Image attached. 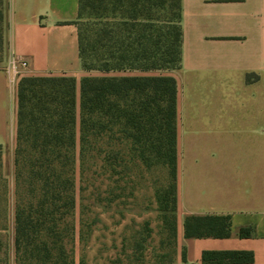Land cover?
<instances>
[{"label":"trees","instance_id":"trees-1","mask_svg":"<svg viewBox=\"0 0 264 264\" xmlns=\"http://www.w3.org/2000/svg\"><path fill=\"white\" fill-rule=\"evenodd\" d=\"M87 10L91 40L82 28ZM77 23L82 66L101 74L82 78L79 102L74 76H20L13 194L0 147V229L6 228L12 207L16 264H76L70 245L78 142L82 181L93 166L101 175L119 176L132 169L131 163L161 169L165 177L156 188L158 207L171 240L178 241V86L167 72L181 68L182 0H80ZM4 49L5 0H0V61ZM88 50L91 65L85 62ZM231 234L230 214L185 218L187 238ZM201 260L253 264L254 254L204 250Z\"/></svg>","mask_w":264,"mask_h":264},{"label":"crops","instance_id":"crops-1","mask_svg":"<svg viewBox=\"0 0 264 264\" xmlns=\"http://www.w3.org/2000/svg\"><path fill=\"white\" fill-rule=\"evenodd\" d=\"M80 0H5L0 64V147L14 144L21 75L81 81ZM181 68L176 78L177 240L186 260L204 250H249L264 264V0H182ZM13 58L27 67H8ZM132 73H141L133 71ZM189 214H230L225 238L185 236ZM244 229L246 234H241Z\"/></svg>","mask_w":264,"mask_h":264},{"label":"rangeland","instance_id":"rangeland-1","mask_svg":"<svg viewBox=\"0 0 264 264\" xmlns=\"http://www.w3.org/2000/svg\"><path fill=\"white\" fill-rule=\"evenodd\" d=\"M82 28L91 40V13L83 15ZM5 57V49L3 60ZM2 61H0V64ZM85 62L91 65V50ZM88 70L100 75L98 70ZM79 121V106H78ZM79 135V122L77 125ZM14 144L2 147L3 173L14 191ZM120 176L93 166L87 179H81L79 142L76 161L75 238L70 245L76 264H177L184 246L174 244L164 227L156 197L164 183L161 169L148 170L130 164ZM6 228L0 229V264H16L13 209Z\"/></svg>","mask_w":264,"mask_h":264},{"label":"built area","instance_id":"built-area-1","mask_svg":"<svg viewBox=\"0 0 264 264\" xmlns=\"http://www.w3.org/2000/svg\"><path fill=\"white\" fill-rule=\"evenodd\" d=\"M8 67L16 74H20L22 69L27 67V62L23 59L13 58L9 61Z\"/></svg>","mask_w":264,"mask_h":264}]
</instances>
